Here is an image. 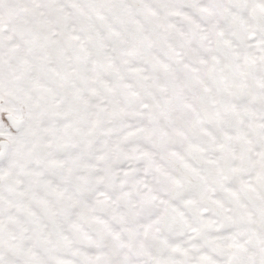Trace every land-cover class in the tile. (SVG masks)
I'll return each mask as SVG.
<instances>
[{
  "label": "snow or ice",
  "instance_id": "1",
  "mask_svg": "<svg viewBox=\"0 0 264 264\" xmlns=\"http://www.w3.org/2000/svg\"><path fill=\"white\" fill-rule=\"evenodd\" d=\"M0 264H264V0H0Z\"/></svg>",
  "mask_w": 264,
  "mask_h": 264
}]
</instances>
